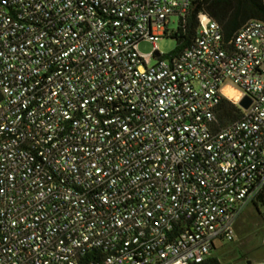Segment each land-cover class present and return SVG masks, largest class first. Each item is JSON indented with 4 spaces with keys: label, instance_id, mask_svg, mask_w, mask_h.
Returning <instances> with one entry per match:
<instances>
[{
    "label": "built area",
    "instance_id": "1",
    "mask_svg": "<svg viewBox=\"0 0 264 264\" xmlns=\"http://www.w3.org/2000/svg\"><path fill=\"white\" fill-rule=\"evenodd\" d=\"M192 1L0 0V264H190L234 239L264 189V21L230 46L200 13L169 58Z\"/></svg>",
    "mask_w": 264,
    "mask_h": 264
},
{
    "label": "trees",
    "instance_id": "2",
    "mask_svg": "<svg viewBox=\"0 0 264 264\" xmlns=\"http://www.w3.org/2000/svg\"><path fill=\"white\" fill-rule=\"evenodd\" d=\"M200 13H206L216 20L222 30L225 41L231 46L236 33L251 20L264 21V0H193L185 16L178 19V27L171 29L169 35L176 39V46L169 58L179 57L187 48L194 45L199 26ZM243 110L227 98L220 102L221 121L226 124L239 118ZM256 206L264 205V189L252 200ZM92 252L82 258L81 264H87ZM190 264H226L216 255L208 256L202 262Z\"/></svg>",
    "mask_w": 264,
    "mask_h": 264
},
{
    "label": "rangeland",
    "instance_id": "3",
    "mask_svg": "<svg viewBox=\"0 0 264 264\" xmlns=\"http://www.w3.org/2000/svg\"><path fill=\"white\" fill-rule=\"evenodd\" d=\"M169 28L178 27V18L173 16ZM176 39L170 35L163 36L158 45L163 53H170L175 48ZM143 54L153 50L152 42L144 40L139 44ZM153 59L152 61H154ZM229 94V93H227ZM235 236L230 241H217L215 250L211 255H216L226 264H249L264 258V205L256 206L250 203L242 210L234 224Z\"/></svg>",
    "mask_w": 264,
    "mask_h": 264
},
{
    "label": "water",
    "instance_id": "4",
    "mask_svg": "<svg viewBox=\"0 0 264 264\" xmlns=\"http://www.w3.org/2000/svg\"><path fill=\"white\" fill-rule=\"evenodd\" d=\"M156 54L159 55V52H157ZM251 102V97L249 95H244V97L240 100L239 103L243 108L247 109L250 106ZM248 263L251 264L250 261Z\"/></svg>",
    "mask_w": 264,
    "mask_h": 264
},
{
    "label": "bare ground",
    "instance_id": "5",
    "mask_svg": "<svg viewBox=\"0 0 264 264\" xmlns=\"http://www.w3.org/2000/svg\"><path fill=\"white\" fill-rule=\"evenodd\" d=\"M225 91L226 93H229L228 95L233 97L234 99H238L240 96L239 92L233 87L228 86L225 88Z\"/></svg>",
    "mask_w": 264,
    "mask_h": 264
},
{
    "label": "crops",
    "instance_id": "6",
    "mask_svg": "<svg viewBox=\"0 0 264 264\" xmlns=\"http://www.w3.org/2000/svg\"><path fill=\"white\" fill-rule=\"evenodd\" d=\"M261 261H264V258H263V260H261ZM251 262V261H250ZM259 262V261H258ZM251 264H252V262H251Z\"/></svg>",
    "mask_w": 264,
    "mask_h": 264
}]
</instances>
